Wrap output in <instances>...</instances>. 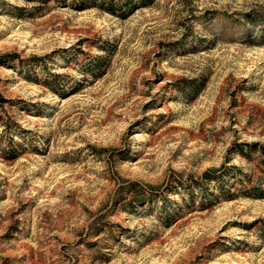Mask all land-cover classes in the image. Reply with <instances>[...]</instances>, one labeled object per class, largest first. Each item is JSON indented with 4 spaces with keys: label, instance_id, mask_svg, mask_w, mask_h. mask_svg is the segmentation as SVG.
<instances>
[{
    "label": "rangeland",
    "instance_id": "rangeland-1",
    "mask_svg": "<svg viewBox=\"0 0 264 264\" xmlns=\"http://www.w3.org/2000/svg\"><path fill=\"white\" fill-rule=\"evenodd\" d=\"M111 2L0 0V264H264V0Z\"/></svg>",
    "mask_w": 264,
    "mask_h": 264
},
{
    "label": "trees",
    "instance_id": "trees-1",
    "mask_svg": "<svg viewBox=\"0 0 264 264\" xmlns=\"http://www.w3.org/2000/svg\"><path fill=\"white\" fill-rule=\"evenodd\" d=\"M107 2H108V5L109 6H113V9L111 8V11L115 14V7L116 6H118V7H120V8H122V6L119 4V3H117V2H111L110 3V1H112V0H106ZM140 1H142V4H143V6H146L147 4H149V2H151L152 0H150V1H148V0H140ZM110 3V4H109ZM111 6V7H112ZM115 6V7H114ZM124 9V8H123ZM123 9H120V10H123ZM249 147H250V153H247V152H244V150L242 149H240L239 150V152L241 153V154H243L244 156H248L249 154L251 155V154H254V155H256V154H258V157H257V161H258V164H257V166H258V168L261 170V177H260V182H263V186H258V187H253L252 189H251V192H252V194H254V196H261V197H264V146H262V145H258V144H251V145H249ZM250 158V157H249ZM251 160H254V158L252 159V158H250ZM224 169V168H223ZM221 171H222V169L221 170H219V171H217V172H213V173H207L206 175H205V177H204V180L205 181H215V182H217V183H219L220 182V180H221V178H222V174L221 175H219L220 173H221ZM246 177H250V176H246ZM251 180H252V178L251 179H248V181H250L251 182ZM198 186L200 187L201 185H200V182H198ZM246 194H247V192H246ZM256 194V195H255ZM247 196V195H246Z\"/></svg>",
    "mask_w": 264,
    "mask_h": 264
}]
</instances>
